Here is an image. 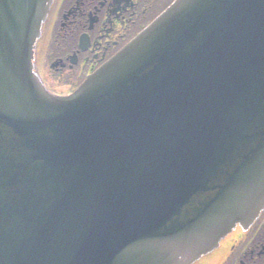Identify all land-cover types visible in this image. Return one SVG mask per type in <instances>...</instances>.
<instances>
[{"label": "water", "instance_id": "95a60500", "mask_svg": "<svg viewBox=\"0 0 264 264\" xmlns=\"http://www.w3.org/2000/svg\"><path fill=\"white\" fill-rule=\"evenodd\" d=\"M0 0V264H193L264 209V0H176L68 98Z\"/></svg>", "mask_w": 264, "mask_h": 264}, {"label": "flooded vegetation", "instance_id": "af4514ba", "mask_svg": "<svg viewBox=\"0 0 264 264\" xmlns=\"http://www.w3.org/2000/svg\"><path fill=\"white\" fill-rule=\"evenodd\" d=\"M171 0H58L61 18L55 32L54 69L67 77L73 90L81 79L113 56L123 45L146 27ZM96 23L88 30L89 21ZM90 40L86 49L78 50L80 34ZM71 55L77 58L71 66ZM56 90V89H54ZM195 264H264V212L247 233L236 232L217 250Z\"/></svg>", "mask_w": 264, "mask_h": 264}]
</instances>
